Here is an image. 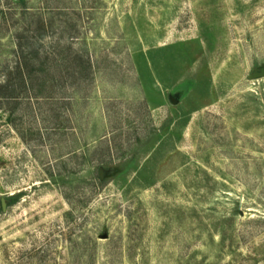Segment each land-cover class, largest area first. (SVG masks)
I'll use <instances>...</instances> for the list:
<instances>
[{
    "label": "rangeland",
    "instance_id": "374dc122",
    "mask_svg": "<svg viewBox=\"0 0 264 264\" xmlns=\"http://www.w3.org/2000/svg\"><path fill=\"white\" fill-rule=\"evenodd\" d=\"M262 70L264 0H0V264H264Z\"/></svg>",
    "mask_w": 264,
    "mask_h": 264
},
{
    "label": "water",
    "instance_id": "95a60500",
    "mask_svg": "<svg viewBox=\"0 0 264 264\" xmlns=\"http://www.w3.org/2000/svg\"><path fill=\"white\" fill-rule=\"evenodd\" d=\"M263 77H264V70L258 71L256 73H254L253 75H251L252 79L263 78ZM4 206H6V202L5 201H4Z\"/></svg>",
    "mask_w": 264,
    "mask_h": 264
}]
</instances>
